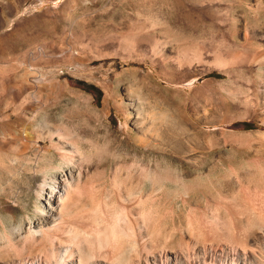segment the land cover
<instances>
[{
	"label": "rangeland",
	"instance_id": "obj_1",
	"mask_svg": "<svg viewBox=\"0 0 264 264\" xmlns=\"http://www.w3.org/2000/svg\"><path fill=\"white\" fill-rule=\"evenodd\" d=\"M262 110L264 0H0V264L59 232L45 196L67 172L46 130L72 146L101 252L122 238L132 264L260 255L245 212L264 227Z\"/></svg>",
	"mask_w": 264,
	"mask_h": 264
},
{
	"label": "bare ground",
	"instance_id": "obj_2",
	"mask_svg": "<svg viewBox=\"0 0 264 264\" xmlns=\"http://www.w3.org/2000/svg\"><path fill=\"white\" fill-rule=\"evenodd\" d=\"M196 57L200 58V54L197 53ZM222 60H219V61L223 62ZM257 61H258V57H256L255 55H250L248 58L249 63H253V62L257 63ZM262 113H264V110H262ZM262 120L264 124V115H263ZM180 123L182 124V121L178 120V124ZM45 137L49 139V142L52 144L54 150L58 154L59 160L62 163H64L63 165L66 168L65 171L67 172L66 175H64L63 182L59 184L58 186H56L57 184L56 182L53 183L52 181V185L49 187V190H48L49 193L45 196V198L48 201V205H49V211L47 212L48 214L47 218L53 223L52 228L50 230L52 231L54 230L53 232L58 230L59 232L58 234H42V242L38 250L39 252L38 255L30 258V260L22 259L18 264H132L131 257L136 252V248H137L136 247L137 243L134 240L131 242H126L122 238L118 239L117 241L115 240L116 242L111 244L107 252H101L100 249L102 250V246L100 248L98 245H100L101 243L100 242H98V244L96 243V241L98 240H96L95 234H89L84 229V227L81 226V224H84L85 221L93 222V219L92 221L91 220L89 221L85 215L84 216L78 215L75 210L76 197H75V194L71 192V189L74 186V175H73L74 172L71 168V163H70L71 161L70 162L68 161L71 158L69 157L70 156L69 154L72 149V146L67 141V139L58 132L55 135L54 132L50 130H46ZM61 173H63V171H61ZM45 182H46L45 179H43L41 182V185L39 187V192L37 195L38 198L43 196L44 189H45V184H44ZM245 209L246 208H244V210ZM240 211L241 210L237 212L234 211V212L235 214L236 213L239 214ZM38 212L44 214L46 210L41 208L40 210H38ZM245 213L246 214L248 213L250 215L249 220L251 221V226L255 227V229L257 228V230L259 229L260 230L259 232H264V227L259 222L260 220L259 221L256 220L253 216L254 214L251 212H245ZM240 214H242V212ZM239 215H238V218H240ZM101 220L102 219H100V221ZM61 222L62 224L65 223L68 226H70V228H73L72 229L73 233L72 234H63V233L59 234L61 233V230H59ZM246 226L247 225L245 224V227ZM250 230H252V228ZM39 232L40 231L38 230L31 231L33 237L37 236L36 234H38ZM238 240H239V237H238ZM258 242L259 244L257 243L258 244L257 246L261 250L260 255H257V256L250 255L249 256V255L244 254V255H241L239 259H233V258L229 259L226 257L225 258L222 257L217 260L216 264H264V236H261ZM192 257L194 258H192L193 260L191 259L192 263L190 264H204V261L202 260L203 257L200 256V254H195ZM172 261L174 262L172 263ZM170 263L171 264H186L185 260H182L179 258H175V260L173 259L169 261V264Z\"/></svg>",
	"mask_w": 264,
	"mask_h": 264
}]
</instances>
